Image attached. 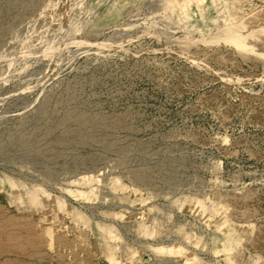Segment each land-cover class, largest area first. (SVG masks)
<instances>
[{"label":"rangeland","instance_id":"obj_1","mask_svg":"<svg viewBox=\"0 0 264 264\" xmlns=\"http://www.w3.org/2000/svg\"><path fill=\"white\" fill-rule=\"evenodd\" d=\"M204 6L173 24L166 0H0V175L88 224L76 238L77 216L34 206L46 252L52 219L93 264H264V34L201 41L193 26L228 24L222 0ZM239 15L264 28V0ZM193 197L225 205L214 233Z\"/></svg>","mask_w":264,"mask_h":264},{"label":"bare ground","instance_id":"obj_2","mask_svg":"<svg viewBox=\"0 0 264 264\" xmlns=\"http://www.w3.org/2000/svg\"><path fill=\"white\" fill-rule=\"evenodd\" d=\"M107 2L108 1H106V3ZM166 2H167V7H165V8L163 7L162 9L160 8V10L162 11V13L164 14V17L168 21H171L173 24H178V22H177L178 19H181L183 21L190 20L192 18V16L195 14V12L197 11L198 7L204 6L205 3H207V0H166ZM211 3L215 4V2H212V1H211ZM36 4H37V2H36ZM222 4H223V9H224L225 15L228 19V24H226V25L215 24L212 26H208V24H206V23H201L199 25L197 24L198 26H193V28L196 31H205L206 30L209 32V34L200 38V40L205 41V39H210V40H213L217 43L234 45L242 51L249 50V46H247L248 45L247 41H249V39L254 40L256 37V33L264 34V28L257 27V29H255V30H254V28H253V30L247 29V27L244 23V16L239 15V7L241 5V0H233L232 3H229L225 0H222ZM54 6H55V4H54ZM55 8H56V6H55ZM63 8L65 10V7H63ZM27 9H28V7H27ZM250 12L247 16H249V18H255V15L253 14V12L252 13H250ZM209 18H210V16H209ZM167 28H168V26H167ZM193 33H195V32H193ZM189 34L186 32L185 36H189ZM257 36H260V35H257ZM250 41H252V40H250ZM186 45H187V43H186ZM250 48L252 49V46ZM251 49H250V51H252ZM46 131H48V130H46ZM34 157H35V155H34ZM0 178H1V185L3 187L5 186L6 192L9 194V201H10L9 204L12 207L10 209H7L6 205L4 203L2 204V202H0V261H2L4 264H93L89 260L90 254L89 255L85 254L83 257H81L76 250L73 251L72 246H71V242L69 240H67L68 238H66L65 233L63 234V233L56 231L57 224H56V222L54 223L53 221H51L52 219L51 220L48 219L47 222L50 223V228L48 230H50V232L52 234L51 243H52L53 251L46 252L45 251L46 241H45L44 235H43L46 229H44L42 226H39L38 223L36 222V220H34L31 215L33 214L34 216L37 217V215L39 213V212L33 210L34 206L38 205L40 208H48L47 210L52 211V210H54L53 208H55L57 205L61 204V206L65 208V211L67 213H69V215H71L72 217L77 216V218L81 224V229L78 232H76V238L81 236V233L87 229L88 224H87V221L85 220L84 216H82L77 211H71L70 209L66 208L65 202L61 198H58V197L51 198L50 196L45 194L46 196H39V198L37 199L36 197L38 195L35 197L34 194L29 190L31 188L27 189L26 185L18 182L16 179H13L10 177H4L2 175H0ZM91 180H92L91 176H83V180L81 183L74 181V182H72V184L75 183L78 185H84V184L91 182ZM110 187L113 190L119 189V190L123 191V190L127 189V187L125 185L118 184L117 180H115V179H113L110 182ZM35 188L32 189L33 192H36ZM84 194L85 193H83V195ZM128 195H130V194H128ZM224 197H226V196H224ZM125 198L127 199V197H125ZM128 202L130 203V199L128 200ZM183 202L185 203V206L187 204L188 207L193 209V211L196 214L201 215V213H203L204 211L209 210V216H204L203 221L205 222L206 226L209 227L211 232L214 233L216 231V229H217L216 227L218 225L215 226L217 223L214 225V222L219 220L223 216V214L225 213V211H226L225 205L221 206L220 204H216L212 201L206 205L204 202H202V200L200 201L194 197H193V199L192 198H187V199L185 198V201H183ZM221 202H223V201H221ZM142 203H144V202H140V204H142ZM183 205L184 204H182V206H180V207L178 206V207L180 209H183L184 208ZM12 209H14V211H16V212H20V215L17 216L16 214H14L12 212ZM62 212H63V210H62ZM227 212H226V214H227ZM113 214H115V213H113ZM110 216H111V214H110ZM120 218H119V220H120ZM75 221H76V218H75ZM224 224H226V223H224ZM74 226H75V224H74ZM98 226L99 225H97L96 228L97 229L99 228V230H100L101 227H98ZM139 227H138V229H139ZM227 228H228V226H227ZM230 228H231V226H230ZM220 229H223V226ZM178 232L181 234V236L183 235V238H184V240H186V242L188 241L189 243H194V244H197V246H198V242H197V239L195 236H194L195 237L194 238L190 233L186 234V231L182 230L181 227L178 228ZM222 235H223V233H222ZM200 241H201V239H200ZM233 244L236 245L237 241L235 240L233 242ZM238 244H240L239 241H238ZM191 246H193V245H191ZM197 246H195V247H197ZM85 249L86 248H84L83 250H85ZM81 251H82V249H81ZM235 252H238V250ZM236 254H238V253H236ZM187 259H188V261H190V264H202V262L201 263L199 262V258L198 259L195 258L194 254L190 253L187 256ZM112 260H113V258H112ZM228 260L230 261V264L236 263V262H234V260L232 258H230ZM237 260H238V258L236 259V261Z\"/></svg>","mask_w":264,"mask_h":264}]
</instances>
